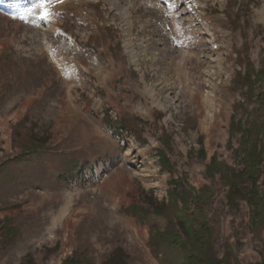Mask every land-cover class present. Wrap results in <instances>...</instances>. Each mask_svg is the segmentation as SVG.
Segmentation results:
<instances>
[{
  "label": "rangeland",
  "instance_id": "1",
  "mask_svg": "<svg viewBox=\"0 0 264 264\" xmlns=\"http://www.w3.org/2000/svg\"><path fill=\"white\" fill-rule=\"evenodd\" d=\"M198 1L0 0V264H182L200 247L180 219L230 264L264 260L209 174L243 170L240 126L264 159V0Z\"/></svg>",
  "mask_w": 264,
  "mask_h": 264
},
{
  "label": "trees",
  "instance_id": "2",
  "mask_svg": "<svg viewBox=\"0 0 264 264\" xmlns=\"http://www.w3.org/2000/svg\"><path fill=\"white\" fill-rule=\"evenodd\" d=\"M106 123L105 125L110 129L114 130V132H117L118 130H121L122 128H125L124 126L119 125H113L111 121L108 119H105ZM236 129L237 126L233 125L232 129ZM240 130H242L245 135V140L248 142L251 139V145L252 146L249 150V153L247 156L243 155L242 150H238L237 155L239 158L244 162L243 170L237 171L234 170L232 167H229L224 162H216L213 161L212 169L209 171V174L213 176L215 173L214 171H221L223 174L221 176V179L227 180L232 185V192H231V198L232 200L236 201H245L247 202L249 209H250V220L252 223V227L255 230L258 229H264V190H261L258 186L259 182V165L261 163H264L263 156L261 155V151H257V135L259 133V125L258 124H252L250 127L247 126H240ZM256 135L252 138L253 135L251 133ZM160 159L162 160V165L166 166V162L164 161L165 155L161 152L159 155ZM4 167L3 163L0 164V169ZM75 167H71L65 173L67 175H70L72 169ZM232 172V174H230ZM65 178V175L58 174V178ZM202 189H211L210 186L204 187ZM185 190H182L180 193L184 192ZM179 193V194H180ZM204 201V199H201ZM181 224L186 223V226H184L185 230H187L189 237L191 239V244L193 243V251L200 247L197 251L193 252L194 255L188 256V261H183L182 264H230L229 257L226 258H218L214 252L209 250V244L206 243L207 240V234L208 236H211V233H207V225L205 222H202V225L199 230H189L187 227V221L184 219H180L179 221ZM164 236V232L161 231L159 233L158 238ZM209 239V238H208ZM120 251H117L115 254H113L114 258L116 255L119 254ZM66 264V263H65ZM256 264H264V260H262L259 263Z\"/></svg>",
  "mask_w": 264,
  "mask_h": 264
},
{
  "label": "snow or ice",
  "instance_id": "3",
  "mask_svg": "<svg viewBox=\"0 0 264 264\" xmlns=\"http://www.w3.org/2000/svg\"><path fill=\"white\" fill-rule=\"evenodd\" d=\"M61 2H63V0H61ZM168 7L174 8V7H176V5L170 3V4H168ZM51 15H52V13L49 12L47 8H45L44 13H43L41 18L45 19V20H49Z\"/></svg>",
  "mask_w": 264,
  "mask_h": 264
},
{
  "label": "bare ground",
  "instance_id": "4",
  "mask_svg": "<svg viewBox=\"0 0 264 264\" xmlns=\"http://www.w3.org/2000/svg\"><path fill=\"white\" fill-rule=\"evenodd\" d=\"M151 93V92H150Z\"/></svg>",
  "mask_w": 264,
  "mask_h": 264
}]
</instances>
